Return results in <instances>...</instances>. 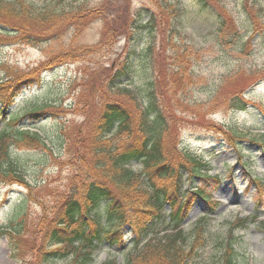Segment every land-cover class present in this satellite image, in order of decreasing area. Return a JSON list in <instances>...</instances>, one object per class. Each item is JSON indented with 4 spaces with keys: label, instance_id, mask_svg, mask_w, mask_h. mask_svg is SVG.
Returning <instances> with one entry per match:
<instances>
[{
    "label": "rangeland",
    "instance_id": "obj_1",
    "mask_svg": "<svg viewBox=\"0 0 264 264\" xmlns=\"http://www.w3.org/2000/svg\"><path fill=\"white\" fill-rule=\"evenodd\" d=\"M31 1L38 7L52 5V0ZM110 1L117 3V0ZM244 2L222 0L238 27V36L229 37L227 42L219 38L220 18L213 6L204 7L197 0L178 2L182 7L179 12L182 27L181 36L175 42L181 48L190 45L194 79L192 76V84L191 81L184 82L181 87L184 90L171 95L166 106L176 114L174 136H178L180 148L209 160L211 174L224 176L223 182L214 187L199 178L187 181L183 187L208 185L212 199L218 202L207 215L208 238L195 258L198 264H212L219 253L217 238L226 231L227 224L246 216L249 220L244 228L233 232L238 257L243 258L245 264H264V193L259 194L252 181L255 177L264 183V152L259 145L264 142V28L250 38L254 25ZM70 3L64 1L56 7L70 8L80 4L96 7L101 0ZM130 3L133 9L151 6L148 0H130ZM260 13L264 21V11ZM113 15L108 12L99 17L102 19H93L75 42V45L86 46L88 52L62 66L47 62H52L50 58L61 50V43L71 44L72 33L60 42L53 39L31 45L8 41L0 45V82L21 74L39 78L21 86L22 90L9 109L10 117L35 108L56 110L40 120L28 118L20 125H13L40 134L54 152L53 158L40 148L21 149L17 145L10 148L16 168L21 170L32 188L29 190L19 182L0 177V227L10 228L13 222L26 215L27 230L33 232L21 239L26 261L29 260L28 253L35 251L41 241L43 227L39 219L44 208L51 212L61 203L69 194L71 181L83 158L90 157V149L83 138L88 139L99 103L103 100L106 77L119 63L126 61L131 79H125L124 83L132 90L137 88L145 102L151 87L149 82L157 81L158 69L142 54L143 48L151 42L156 44L155 51L164 59L158 61L162 70L166 72L165 64L171 67L170 59L165 60L166 56H172L169 41L162 43L159 34L148 28L136 31L135 41L128 42L125 36L119 35ZM5 31L0 30V38L9 36ZM8 38L11 40L10 36ZM191 46L199 53L198 58ZM118 97L134 110L125 96ZM9 122L5 123L0 111V133L6 127H12ZM117 140L121 148L129 141L120 140V136ZM134 164L135 168H141L138 162ZM166 208L169 210L170 207ZM206 212L207 204L197 198L184 221L187 230ZM131 245L130 236L120 246L103 245L96 251L92 264H102L112 258L117 264H125V253ZM68 261L67 258L52 264H67ZM195 263L192 260L189 264ZM0 264H21L3 235L0 236Z\"/></svg>",
    "mask_w": 264,
    "mask_h": 264
},
{
    "label": "trees",
    "instance_id": "obj_2",
    "mask_svg": "<svg viewBox=\"0 0 264 264\" xmlns=\"http://www.w3.org/2000/svg\"><path fill=\"white\" fill-rule=\"evenodd\" d=\"M64 1L72 2V5L85 0H52L51 6L42 7L31 0H0V27L11 37V40L9 36L0 38V44L13 41L32 45L53 39L60 42L72 33L71 44L65 46L61 43V50L50 58L52 62H47L48 65H63L88 52L86 46L75 45L76 40L93 19H102L99 17L109 12L114 14L119 35L125 36L128 42L135 41L136 31L148 28L159 34L162 43L169 41L172 56H166L165 60L170 59L171 67L165 64L166 72L162 70L158 61L163 62L164 59L155 51L156 44L151 42L143 48L142 54L158 69L157 81L149 82L151 87L144 102L137 88L132 90L124 83L125 79H131L126 61L119 63L103 82V100L99 103L88 139L83 138L85 146L90 149V157L83 158L78 170L76 166L77 174L71 181L69 194L61 203L51 212L44 208L39 219L43 230L37 249L28 253L29 260L26 261L21 239L33 234L27 230L26 215L8 229L0 227V236L6 235L13 256L21 264H52L67 258V264H92L95 252L101 246H120L129 236L132 240L130 247L134 248L131 250L129 247L125 253V264H189L192 260L195 263L206 244L209 224L205 215L187 230L184 219L197 198L207 202L210 211L216 204L211 200L208 185L200 184L193 190L183 189V185L196 178L211 184L219 183L220 178L209 174V162L180 148L178 136H174L176 114L166 106L171 95L184 90L181 88L184 82L191 81L192 76L194 79L190 45L181 48L175 42L181 36L182 27L179 0H148L152 10L151 6L133 9L130 0H117L116 4L101 0L96 7L82 4L70 8L56 7ZM197 1L204 7L213 6L219 13L221 41L227 42L229 37L238 36L236 20L222 0ZM252 2V5L250 0L244 2L254 25L250 38L264 28L260 13L264 11V0ZM109 8L112 10L107 11ZM194 52L198 58L199 53ZM32 80L38 81L39 78L21 74L0 82L3 111L21 86ZM118 95L125 96L134 110ZM48 112L56 110L48 107L34 109L24 116L39 120L49 115ZM23 118L9 123L15 125ZM117 136L123 141L129 139L124 148L120 147ZM261 144L264 150V142ZM16 145L21 149H43L53 158L54 152L37 133L9 127L0 134V177L19 182L30 190L32 186L16 168L10 153V148ZM136 162L141 165L140 169L133 167ZM257 183L262 187L260 182ZM167 205L170 211L166 209ZM248 220L239 218L217 238L219 253L212 264H245L244 259L238 257L233 232ZM102 264H117V261L112 258Z\"/></svg>",
    "mask_w": 264,
    "mask_h": 264
}]
</instances>
